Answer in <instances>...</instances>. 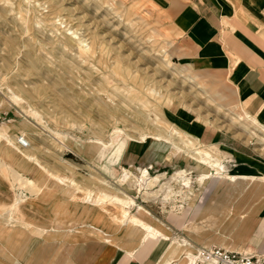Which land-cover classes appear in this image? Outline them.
I'll use <instances>...</instances> for the list:
<instances>
[{
  "label": "rangeland",
  "instance_id": "1",
  "mask_svg": "<svg viewBox=\"0 0 264 264\" xmlns=\"http://www.w3.org/2000/svg\"><path fill=\"white\" fill-rule=\"evenodd\" d=\"M183 47L157 0H0V146L16 148L1 161L40 188L33 196L0 175V210L10 208L18 217L12 251L0 247V264H63L67 249L74 251L73 264H80L79 254L102 243L108 257L130 255L126 227H118L130 217L193 254L211 244L253 251L252 225L264 212V172L248 169L242 153L264 161V132L256 131L259 138L250 134L254 129L245 123L243 103L230 99L232 89L225 82H213L191 68L199 84L192 82L170 63L192 67L182 57ZM175 104L210 119L215 128L236 132L244 145L232 156L214 141L186 131L198 143L194 148H206L224 173L250 172L248 186L232 191L225 181L202 175L206 167L189 157L194 150L185 145L187 138L170 133L185 131L166 119V106ZM19 135L27 146L16 141ZM19 151L32 156L26 163L34 173L18 167ZM71 187L76 188L73 202L60 201ZM215 190L226 195L227 204L243 209L240 223L252 216L245 230L239 225L224 231L201 213ZM14 191L22 197L16 206ZM89 191L109 195L100 203L105 215H93L97 207L88 206ZM80 206L85 207L81 215ZM54 209L73 232L65 226L53 230ZM255 231L256 239H262L258 226ZM171 251L152 252L151 258L164 259ZM259 251L264 264V242ZM84 259L83 253L82 264ZM147 259L138 264H148Z\"/></svg>",
  "mask_w": 264,
  "mask_h": 264
},
{
  "label": "crops",
  "instance_id": "2",
  "mask_svg": "<svg viewBox=\"0 0 264 264\" xmlns=\"http://www.w3.org/2000/svg\"><path fill=\"white\" fill-rule=\"evenodd\" d=\"M157 2L166 9L171 24L178 30V39L184 45L182 57L192 66L189 68H193L201 77L205 76L213 82H225V88H228L229 92L232 89L230 99L238 98L243 103L242 109L256 117L261 124L264 123V0H157ZM193 76L195 77L194 74ZM177 108L184 112H176ZM166 112L167 120L200 139L214 141L231 151L232 156L240 153L237 148L244 145V142L235 135L236 132L227 130L226 127L215 128L210 119H204L185 105L166 106ZM242 154L250 162L247 163L248 169L264 172L263 160L250 154ZM249 173L248 171L227 173L236 178L234 181H229L225 176L218 178L219 181H225L224 186L231 185L233 191L248 186L251 181ZM225 196L216 194L215 190L212 200L203 206L201 213L210 216L215 225L224 231L239 225L242 231L245 230L252 216L240 223L243 209L227 204L223 200ZM15 226L9 225L6 231L0 229L2 245L0 247L7 248L9 252L12 251L10 245ZM256 226L262 233V239H256L258 235L255 231ZM251 238H253L251 253L256 256L263 254L259 250L261 243L264 242V212L252 225ZM104 247L102 243L93 251L82 252V255H78V262L82 264L83 253L84 264H138L144 258L143 253H138L139 259L135 260H132L128 253H113L108 257L109 249L105 247L104 250ZM143 252L147 255L149 250ZM67 259L75 262L74 251L66 250L63 264H66ZM28 263L31 264L29 261ZM57 263L60 261H55V264Z\"/></svg>",
  "mask_w": 264,
  "mask_h": 264
},
{
  "label": "bare ground",
  "instance_id": "3",
  "mask_svg": "<svg viewBox=\"0 0 264 264\" xmlns=\"http://www.w3.org/2000/svg\"><path fill=\"white\" fill-rule=\"evenodd\" d=\"M82 43H84V42H82ZM170 63L174 67H178V69L180 70V72L182 74L186 75L187 77H189L192 82H196V83L199 84V82L197 81L196 77H194L193 74L190 73L191 72V69L189 67H186V66H183V65H176L174 62H170ZM41 91H42V89H41ZM54 107H55V105H54ZM58 111L61 112L60 110H58ZM242 115H243V118L245 119V123L248 124L250 127H252L254 129V130H250V134L259 138V135H258V133L256 131L259 130V131H263L264 132V125H262L258 121V119L256 117L252 116L251 114H249L244 109H242ZM144 121H145V119H144ZM145 122H147V121H145ZM153 122H155V120ZM245 129H247V128H245ZM5 131H6L5 128L2 129V132H5ZM114 131H116V130H114ZM170 133H174V135H176V137L183 138V136H184V138L185 137L187 138L186 139L187 142H186L185 145L186 146L192 145L190 147H193V150H194V151H189L190 148L188 149L189 152H192V154L189 157L192 158V160L194 159L199 165L206 167V171L202 174L204 177L209 178L211 176L213 178H218V177H221V176H225L229 181H234L236 179L234 176H231V175H229L227 173H224L225 170H224L223 166L219 163L218 159L216 157L212 156V154L210 152L204 150L206 148L202 149V146H201V148L200 147L194 148L195 145H197L198 143L194 142L192 139H189L190 137L187 136L188 133L186 131H183V130H181V131L180 130L179 131L178 130H174V132L172 131ZM127 134H128V132H127ZM0 136H1V134H0ZM160 136H161V134H160ZM143 137H144V135H143ZM162 137H163V135H162ZM134 138H131V139H134ZM165 138H167V137H165ZM152 139L159 140V137H153ZM23 140L25 142V145H21V144L20 145L22 147H25V146H27V142H26V140L24 138H23ZM171 141H173V140H171ZM198 146H200V145H198ZM176 147H177V143H176ZM15 150H16V148H14L13 146L11 147L10 145L9 146H5V145L0 146V175L3 178V180L5 182H7L9 185L14 186V184H18L20 187L24 188L26 191H29V193H33V196H35L38 193V191H40V188H37L36 187V181L33 178H29V176H25V175L23 176V174H21L19 172V170L17 168H15V167L9 166V170H8L6 164H4L1 161V158L4 159L5 156H7V155L15 154V152H16ZM183 151H184V148H183ZM15 157L19 161L18 162V167L27 168V170L25 172L28 173V174L29 173H34V170L31 168L32 166L26 163L27 160H31V157L32 156L30 157V155L24 154V153H22V152L19 151V153L16 154ZM184 160H186V159H184ZM178 175H180V174H178ZM130 176H132V174ZM127 178L129 179V177H127ZM100 183H102V181ZM103 183L105 184V182H103ZM145 185H147V184H145ZM107 186L108 185H106V187ZM11 188H13V187H11ZM75 189H76L75 187H71L70 189L63 190V192L60 195L61 196V199L59 198L60 201L64 198V199H69L71 202H73V197L75 195L72 196V193H73V191H75ZM104 189H107V188H104ZM125 193H127V192H125ZM100 194H102V197L99 196ZM86 195L88 196V198L85 197ZM86 195H84V197L86 198V201H87L88 206L89 207L90 206L97 207V209L95 208L96 210L93 208L94 211H95L93 215H95V216H103L105 210H103V207H102V205H100V203H102L104 201V199L108 198L109 195H107L106 192L104 193L102 191L101 192L94 193V194H91L90 191H89V192H86ZM146 197H148V196H146ZM25 198L27 199V196H25ZM111 198L117 199L118 197L115 198L113 196L112 197L110 196V199ZM21 199H22V197L17 198L16 192L14 191V206H16ZM64 199H63V201H64ZM118 201H121V200H118ZM125 201H127V200H125ZM128 201L130 202L131 200H128ZM120 203H123V202H120ZM78 208H79L80 215H81L84 212L85 207L84 206H80ZM9 209L6 212L0 210V229H1V231H6V229H7V227L9 225H15L16 220L18 219V217L16 216V214H14V212L12 210H9ZM19 209H20V207H19ZM88 210H92V209H89L88 208ZM51 213H52L51 226H52V228H53L54 231H58L59 229L62 230V228L64 226L66 228L69 227V225H68V223H69L68 222V219L66 218L67 219L66 220L65 218H62L59 211H57V210L54 209ZM88 213H90V212H88ZM123 213L125 214L126 212L124 211ZM114 220L112 222H114ZM21 221H22V219H21ZM123 225L126 227V231H125L126 232V237H127L126 240H127L128 244H129L128 245L129 248H131V251H129V252H130L131 258L133 260L135 258L136 259H139L138 253H140V254L143 253V256L145 257V259L149 258V260L147 259V261H149L150 264H193L194 259H195V255H194L195 253L193 254L192 250L189 247H187V246H178L175 243H169V242H167L166 236H164L163 233L160 232V230L154 229L150 225L148 226V225H145L144 223L137 224V220L133 219L132 217H130V219H123L121 221V224L118 227L120 228ZM31 227L33 228V226H31ZM68 231H72L73 232V229L72 228L71 229L67 228V232ZM96 231L99 234H103V231L100 228H96ZM182 244H184V243H182ZM133 247H136L137 252L135 251L136 249L133 248ZM167 248H169L170 250L172 249V251H171V253L168 252V256L166 258H164V259H157V258H154V255L151 258V253L152 252H159V254H162V253H164L166 251ZM146 250H149V252H148L147 255L143 252V251H146ZM256 257L260 260L262 256L261 257L260 256H256ZM66 264H73L72 259H67Z\"/></svg>",
  "mask_w": 264,
  "mask_h": 264
},
{
  "label": "built area",
  "instance_id": "4",
  "mask_svg": "<svg viewBox=\"0 0 264 264\" xmlns=\"http://www.w3.org/2000/svg\"><path fill=\"white\" fill-rule=\"evenodd\" d=\"M16 141L25 145L22 136H17ZM260 260L251 253L237 252L219 245L199 246L195 249L193 264H262Z\"/></svg>",
  "mask_w": 264,
  "mask_h": 264
}]
</instances>
